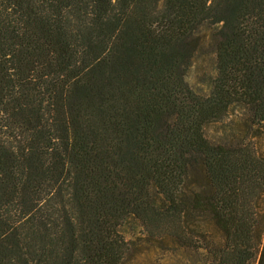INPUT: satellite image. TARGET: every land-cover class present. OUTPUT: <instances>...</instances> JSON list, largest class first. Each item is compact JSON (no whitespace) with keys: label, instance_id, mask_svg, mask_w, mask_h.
Returning a JSON list of instances; mask_svg holds the SVG:
<instances>
[{"label":"trees","instance_id":"trees-1","mask_svg":"<svg viewBox=\"0 0 264 264\" xmlns=\"http://www.w3.org/2000/svg\"><path fill=\"white\" fill-rule=\"evenodd\" d=\"M264 264V0H0V264Z\"/></svg>","mask_w":264,"mask_h":264},{"label":"rangeland","instance_id":"rangeland-1","mask_svg":"<svg viewBox=\"0 0 264 264\" xmlns=\"http://www.w3.org/2000/svg\"><path fill=\"white\" fill-rule=\"evenodd\" d=\"M142 264H151L150 262H143Z\"/></svg>","mask_w":264,"mask_h":264}]
</instances>
